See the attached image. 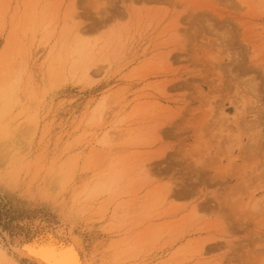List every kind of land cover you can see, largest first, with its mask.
I'll return each instance as SVG.
<instances>
[{
  "label": "rangeland",
  "instance_id": "obj_1",
  "mask_svg": "<svg viewBox=\"0 0 264 264\" xmlns=\"http://www.w3.org/2000/svg\"><path fill=\"white\" fill-rule=\"evenodd\" d=\"M33 224L74 233L88 264H264V0H0V249L16 264Z\"/></svg>",
  "mask_w": 264,
  "mask_h": 264
},
{
  "label": "bare ground",
  "instance_id": "obj_2",
  "mask_svg": "<svg viewBox=\"0 0 264 264\" xmlns=\"http://www.w3.org/2000/svg\"><path fill=\"white\" fill-rule=\"evenodd\" d=\"M108 39H106L105 41H107ZM71 41L73 42V44H80V46L77 48V51H78V53H79V55H83V54H88V52L89 51H87L86 52V50H87V48L89 47V44H84L83 42H82V40H81V36H80V31H79V29H77L76 27L73 29V31H72V34H71ZM83 45V46H82ZM88 75V72H85V76H87ZM106 136H104L103 138H102V140H100L99 141V143L101 144V145H103V146H108V144H110V141L108 140V136H107V134H105ZM134 151H136V150H134ZM128 152V151H127ZM137 152H139V151H137ZM132 154V153H131ZM108 155H110L109 153H108ZM112 155V154H111ZM104 156H106V155H104ZM109 157V156H108ZM106 158V157H105ZM141 163L142 162H140L139 163V166H135L137 169H135L134 170V172H132V176H133V178L135 179H137L138 178V180H139V182H140V186H139V188H137V190L139 191V190H141L145 185H144V183H146L148 180V176H149V168H148V165L146 166L145 164L143 165H141ZM135 167H132V168H135ZM131 171V170H130ZM126 172H129L128 170H126L125 171V173L123 172V174H121V172L119 173H116V176H115V178H113L112 180H110L108 183H106V184H104L103 185V187H102V192L103 193H106V194H111V193H116L115 191L117 190L118 191V186H119V184L121 183L120 181H124V180H129L130 179V176H128L127 174H126ZM131 172H129V175H131L130 174ZM125 174H126V176H125ZM124 176H125V178H124ZM128 176V177H127ZM131 176V177H132ZM122 177H123V179H122ZM129 178V179H127V178ZM122 179V180H121ZM135 179V180H136ZM150 179V178H149ZM133 180V179H132ZM137 180V181H138ZM141 180V181H140ZM131 182V181H130ZM143 182V183H142ZM149 182V184H150V181H148ZM151 183H152V180H151ZM148 184V183H147ZM146 184V185H147ZM153 190V189H152ZM144 191V190H143ZM147 190H146V188H145V196H147V192H146ZM150 192H151V190H150ZM153 192H154V195H155V189L153 190ZM153 192L152 193H150V194H153ZM170 194V193H169ZM169 194H166V196L167 195H169ZM137 195V194H136ZM139 195V194H138ZM137 195V196H138ZM171 195V194H170ZM133 196V195H132ZM132 196H131V198H130V200H129V202L131 201V199H135V197L137 198V196H135L134 195V198H132ZM173 196H174V194H173ZM156 196H154V198H155ZM158 197H161V195H159ZM150 198V197H149ZM157 199V198H156ZM156 199H153L154 201L156 200ZM167 199H168V197H164V194H163V198H162V200L163 201H161V203L163 204L164 202H166L167 201ZM133 202H135V200H132L131 201V203H132V205H131V207H132V209H134V207H133V205L135 206L136 204H134ZM128 203V202H127ZM160 203V204H161ZM151 204V203H150ZM153 204V203H152ZM161 204V205H162ZM149 205V204H148ZM151 206V205H150ZM129 207V206H128ZM129 209V208H128ZM135 209H136V206H135ZM134 209V210H135ZM138 210V209H137ZM137 210H136V212H137ZM143 210V209H142ZM145 211V210H144ZM146 212H149V211H146ZM131 214H132V211H131ZM131 214H129L128 213V215H131ZM144 214H146V213H144ZM143 215V214H142ZM142 215L141 216H137L138 218H139V220L140 219H142V218H140V217H142ZM146 217L148 216V214H146L145 215ZM42 218V217H41ZM145 218V217H144ZM48 221V220H47ZM23 222V221H22ZM26 222V221H25ZM36 222V221H35ZM18 223V222H17ZM37 223V222H36ZM43 224V223H42ZM22 226V225H21ZM33 226H34V224H33ZM15 227V226H14ZM27 227V226H26ZM35 227V226H34ZM13 228V227H12ZM62 228V227H61ZM67 228V227H66ZM71 228V227H70ZM69 229V228H68ZM16 230V229H15ZM59 230V229H58ZM14 231V230H13ZM59 232L60 233H58L57 235L59 236V237H62V238H67V240H68V244H67V246H65V247H63V246H60V247H57V246H55V245H52V244H50V243H48L47 245H45L46 247H44V246H40L39 248H37V249H35L34 247H33V245L32 244H30V245H25V246H23V248L22 249H18L17 248V246L16 245H12L11 247H12V250L14 251V252H16L17 253V255L16 256H18V257H20L21 259H24V260H26V262H28V263H30V264H88L89 262L87 261V258H86V254H85V251L82 249V246H81V244H80V242H79V240H78V238L77 237H75L74 236V233L72 234L71 232H64L63 230H59ZM56 235V234H55ZM59 237H57V238H59ZM20 238V237H19ZM60 239V238H59ZM13 242H14V240H13ZM63 244V243H62ZM28 246V247H27ZM27 248V250H28V252L30 251V252H34V253H37V252H42V256H44L45 258H46V260H47V263H45V262H42L41 260H39V259H35V258H32L31 257V255L29 254V256H27L26 254H24L23 253V250L25 251V249ZM57 248H60V249H58L57 250ZM84 248V247H83ZM203 249L204 248H202L201 249V251H203ZM205 250V249H204ZM206 251H204V252H201L202 253V255H203V253H205ZM207 253V252H206ZM202 255H199V257H202ZM204 257V256H203ZM13 259V258H12ZM9 256H7L6 255V252L4 251V250H1L0 249V261H1V263L2 264H16L15 262H13V260H12ZM12 260V261H11Z\"/></svg>",
  "mask_w": 264,
  "mask_h": 264
},
{
  "label": "water",
  "instance_id": "obj_3",
  "mask_svg": "<svg viewBox=\"0 0 264 264\" xmlns=\"http://www.w3.org/2000/svg\"><path fill=\"white\" fill-rule=\"evenodd\" d=\"M59 232L58 229L54 227H49V226H39L37 225L36 227L31 228L23 237H21L18 241L14 243V245L17 246V248L20 250L23 248L25 245H30L32 244L35 249L39 248L40 246L47 245L48 243L55 245L57 247L60 246H67V238H62L59 237L57 234ZM56 234V235H55ZM59 237V238H57ZM63 243V244H62ZM28 247V246H27ZM60 248H57V250ZM23 253L29 256L31 255L32 258L39 259L42 262L47 263V260L44 256H42V252H28L27 248L25 251L23 250Z\"/></svg>",
  "mask_w": 264,
  "mask_h": 264
}]
</instances>
